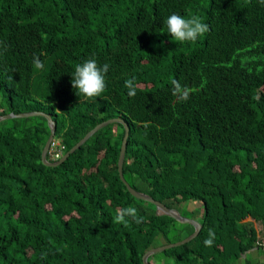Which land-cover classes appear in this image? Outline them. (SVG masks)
I'll return each instance as SVG.
<instances>
[{
  "label": "trees",
  "instance_id": "1",
  "mask_svg": "<svg viewBox=\"0 0 264 264\" xmlns=\"http://www.w3.org/2000/svg\"><path fill=\"white\" fill-rule=\"evenodd\" d=\"M174 13L200 17L209 31L176 42L163 23ZM0 53L9 113L48 114L62 154L96 125L122 119L127 183L201 224L193 240L148 263L237 264L264 250L259 0H0ZM91 58L109 71L105 91L85 100L71 74ZM131 78L134 97L124 87ZM173 79L192 89L186 102L172 95ZM15 119L0 128V264H143L147 250L194 232L127 191L117 169L121 124L98 130L50 167L41 161L46 119ZM47 160L54 162L49 153ZM128 206L141 223L115 222L117 209ZM209 229L216 238L206 247Z\"/></svg>",
  "mask_w": 264,
  "mask_h": 264
},
{
  "label": "clouds",
  "instance_id": "2",
  "mask_svg": "<svg viewBox=\"0 0 264 264\" xmlns=\"http://www.w3.org/2000/svg\"><path fill=\"white\" fill-rule=\"evenodd\" d=\"M259 3L264 5V0H259ZM163 23L167 33L176 42L181 44L195 42L199 37L209 31L208 25L202 22L200 17L196 15L186 18L185 16L174 13L168 16ZM4 50L6 51L7 49L5 48ZM32 63L36 69H42L44 66L43 61L35 54ZM108 71L109 65L107 63L98 65L95 58L86 59L83 63L76 64L71 74V86L76 90L77 95L83 97L85 100L99 97L105 91V75ZM171 85L172 95L175 96L178 101L186 102L189 99L190 92L192 91L191 88L182 85L176 79L171 81ZM124 87L128 90L127 95L129 97H134L136 95L134 78L126 79L124 81ZM145 128H147V124H145ZM137 211L138 210L134 206L117 209L115 222L123 224L125 227L129 226L130 222L139 224L142 222V217L137 215ZM215 238L214 230L209 229L208 238L203 241V244L206 247H211ZM156 264H160V262L157 261Z\"/></svg>",
  "mask_w": 264,
  "mask_h": 264
},
{
  "label": "water",
  "instance_id": "3",
  "mask_svg": "<svg viewBox=\"0 0 264 264\" xmlns=\"http://www.w3.org/2000/svg\"><path fill=\"white\" fill-rule=\"evenodd\" d=\"M31 116H41L43 118L46 119L47 121V125L49 127V137L43 147V150L41 152V161L44 165L46 166H58L59 164L63 163L64 161H66V159L73 154L78 148H80L92 135H94L98 130L102 129L103 127L112 124V123H119L123 126L124 128V136L121 142V146H120V151H119V157H118V162H117V169H118V173H119V178L121 180V182L124 184V186L126 187L127 191L136 199L145 201V202H149L151 204H153L155 206V214L157 216H167L170 217L174 220H176L179 223L182 224H189L194 228V232L188 236L187 238L183 239L182 241L173 243V244H167V245H163V246H158V247H154L151 248L149 250H147L143 256H142V262L143 264H150L148 263V258L154 254L163 252L167 249H170L172 247H178L181 245H184L188 242H190L191 240H193L198 233L201 230V224L194 220V219H190V218H186L184 216H182L176 209H169L167 208L164 204H162L159 201L154 200L152 197H150L147 194L138 192L136 190H134L128 183L127 181L124 179L123 177V173H122V166H123V162H124V157H125V151H126V146H127V139L129 137V128L126 125V123L119 118H114V119H109L107 121H104L98 125H96L92 130H90L79 142H77L68 152H66L65 154H63V156L56 162H49L47 160V154H48V150L50 147V143L53 140L54 137V133L56 130V125L55 122L52 120V118L44 113V112H40V111H34V112H27V113H20V114H14V113H10L9 115H3L0 116V121L5 120V119H11V118H27V117H31Z\"/></svg>",
  "mask_w": 264,
  "mask_h": 264
},
{
  "label": "rangeland",
  "instance_id": "4",
  "mask_svg": "<svg viewBox=\"0 0 264 264\" xmlns=\"http://www.w3.org/2000/svg\"><path fill=\"white\" fill-rule=\"evenodd\" d=\"M3 95L4 93L0 91V116L9 115L11 113V112L9 113L8 111V105ZM17 120L18 119H15V118H11V119L9 118V119L2 120L0 121V128L3 129V127L13 125L14 122H16ZM194 206L197 207L198 205L193 204L190 206V208ZM244 260L249 261L251 264H263L264 263V250H259L256 248L253 250H250L249 252L244 254L242 262L238 260L237 264H241V263L243 264ZM165 264H168V263H165Z\"/></svg>",
  "mask_w": 264,
  "mask_h": 264
},
{
  "label": "built area",
  "instance_id": "5",
  "mask_svg": "<svg viewBox=\"0 0 264 264\" xmlns=\"http://www.w3.org/2000/svg\"><path fill=\"white\" fill-rule=\"evenodd\" d=\"M62 151H63V146L59 145L58 142L52 140L48 150V153L51 156L52 161L59 160L63 155Z\"/></svg>",
  "mask_w": 264,
  "mask_h": 264
}]
</instances>
